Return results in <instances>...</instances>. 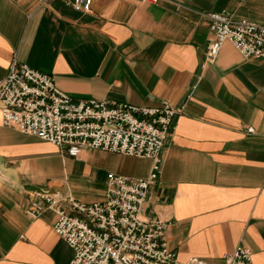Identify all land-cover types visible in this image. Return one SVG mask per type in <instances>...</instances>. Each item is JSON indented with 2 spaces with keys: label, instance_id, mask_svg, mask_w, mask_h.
<instances>
[{
  "label": "crops",
  "instance_id": "obj_1",
  "mask_svg": "<svg viewBox=\"0 0 264 264\" xmlns=\"http://www.w3.org/2000/svg\"><path fill=\"white\" fill-rule=\"evenodd\" d=\"M209 12L264 23V0H94L87 12L66 0H0V78L17 59L77 99L169 101L178 113L146 211L166 222L181 259L221 264L241 244L264 264V59L226 41L207 62ZM151 169L149 158L117 152L73 157L5 126L0 110V264L73 257L54 210L27 214L38 192L92 202L109 172L145 178Z\"/></svg>",
  "mask_w": 264,
  "mask_h": 264
},
{
  "label": "built area",
  "instance_id": "obj_2",
  "mask_svg": "<svg viewBox=\"0 0 264 264\" xmlns=\"http://www.w3.org/2000/svg\"><path fill=\"white\" fill-rule=\"evenodd\" d=\"M93 1L66 3L87 12ZM205 16L210 30L207 62L217 59L226 41L244 58L264 59V23L228 12ZM0 110L5 126L56 144L73 157L96 149L152 160L145 178L109 172L101 200L83 202L48 191L31 200L29 216L38 217L47 208L56 213L54 230L73 250L68 264H213L199 256L181 259L167 242L166 222L146 211L178 113L169 101L144 106L109 98L77 99L52 74L14 59L0 78ZM221 264H253L251 250L239 244Z\"/></svg>",
  "mask_w": 264,
  "mask_h": 264
},
{
  "label": "water",
  "instance_id": "obj_3",
  "mask_svg": "<svg viewBox=\"0 0 264 264\" xmlns=\"http://www.w3.org/2000/svg\"><path fill=\"white\" fill-rule=\"evenodd\" d=\"M29 187L35 188L34 186H29ZM42 192H43V191H42Z\"/></svg>",
  "mask_w": 264,
  "mask_h": 264
}]
</instances>
